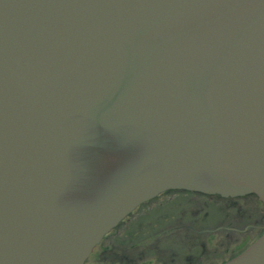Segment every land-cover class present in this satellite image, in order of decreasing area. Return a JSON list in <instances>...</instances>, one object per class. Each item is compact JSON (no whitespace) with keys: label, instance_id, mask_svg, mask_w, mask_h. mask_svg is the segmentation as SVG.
Returning a JSON list of instances; mask_svg holds the SVG:
<instances>
[{"label":"water","instance_id":"95a60500","mask_svg":"<svg viewBox=\"0 0 264 264\" xmlns=\"http://www.w3.org/2000/svg\"><path fill=\"white\" fill-rule=\"evenodd\" d=\"M171 190L264 205V0H0V264H85Z\"/></svg>","mask_w":264,"mask_h":264},{"label":"rangeland","instance_id":"374dc122","mask_svg":"<svg viewBox=\"0 0 264 264\" xmlns=\"http://www.w3.org/2000/svg\"><path fill=\"white\" fill-rule=\"evenodd\" d=\"M240 202L244 211L249 210V204ZM254 204V207H257L256 203ZM209 208L203 201H187L185 195H160L149 204L138 207L122 223L120 229L112 230L101 245L94 248L92 256L85 264H217L243 249L257 237L255 215L250 219L253 220V226H249L242 235L212 233L203 239V244H186L183 240L172 242L171 236L157 242L160 229L152 228L170 224L171 220L183 215L182 213ZM108 241L111 252L106 257L109 261L105 262L99 260V253L102 244Z\"/></svg>","mask_w":264,"mask_h":264},{"label":"flooded vegetation","instance_id":"af4514ba","mask_svg":"<svg viewBox=\"0 0 264 264\" xmlns=\"http://www.w3.org/2000/svg\"><path fill=\"white\" fill-rule=\"evenodd\" d=\"M170 193L185 195L187 201L190 202L203 201L207 203L210 208L208 210L203 209L182 213L183 215L171 220L170 224L152 228L160 229L158 231L160 235L159 239H157L158 243L165 240L164 237L169 236L173 238V240H171L172 242H179L180 240H183L186 242V244L187 242L195 244H201L202 242L203 244V239L212 233H226L233 234L234 236L237 234L242 235V233H244V231L247 230L249 226H253V220L250 219L255 215L257 216V218L254 220L257 225V234L264 227V205L261 204L256 196L252 194L239 197H221L219 195H206L196 192L171 190L160 195H167ZM154 199L148 202H151ZM240 201H244V203L249 204V210L246 209L244 211V206ZM254 203H256L257 207H254ZM121 225L122 224H120L115 229H120ZM106 236L103 238L101 243L105 240ZM109 242L110 241H108V243L102 244V249L99 253V260L101 261H109V259L106 258L107 254L111 252ZM101 243L99 245H101ZM195 264L200 263L197 262Z\"/></svg>","mask_w":264,"mask_h":264}]
</instances>
